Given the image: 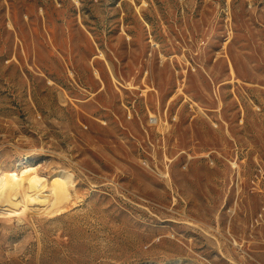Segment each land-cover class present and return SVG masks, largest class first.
Here are the masks:
<instances>
[{
    "label": "rangeland",
    "instance_id": "obj_1",
    "mask_svg": "<svg viewBox=\"0 0 264 264\" xmlns=\"http://www.w3.org/2000/svg\"><path fill=\"white\" fill-rule=\"evenodd\" d=\"M0 180V264H264V0H0Z\"/></svg>",
    "mask_w": 264,
    "mask_h": 264
},
{
    "label": "bare ground",
    "instance_id": "obj_2",
    "mask_svg": "<svg viewBox=\"0 0 264 264\" xmlns=\"http://www.w3.org/2000/svg\"><path fill=\"white\" fill-rule=\"evenodd\" d=\"M32 188L29 184L17 189L13 183L0 180V216H19L20 214L51 215L62 210V206L71 200L68 194H28ZM185 262V261H184ZM176 263H179L176 262ZM142 264H157L145 262Z\"/></svg>",
    "mask_w": 264,
    "mask_h": 264
}]
</instances>
